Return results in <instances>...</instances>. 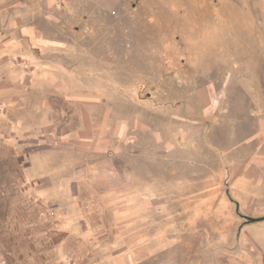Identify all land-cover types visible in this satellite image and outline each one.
<instances>
[{"label":"rangeland","instance_id":"rangeland-1","mask_svg":"<svg viewBox=\"0 0 264 264\" xmlns=\"http://www.w3.org/2000/svg\"><path fill=\"white\" fill-rule=\"evenodd\" d=\"M109 1L89 5L90 20L65 24L74 47L67 76L75 77L74 90L84 87L89 95H105L117 109L116 118L137 119L139 130L123 159L139 187L153 177L154 189H160L163 174L173 193L179 183L185 187L184 195L170 196L169 213L155 210L152 215L155 239L169 236L168 263L155 255L138 264H226L216 259L217 252L236 251L243 224L264 222V214L247 218L229 199L228 182L216 180L226 171V147L235 141L226 115L228 95H264V68L251 67L258 63L251 61L257 54L242 48L254 41L247 27H240V12L247 5L231 0ZM258 39L261 45L264 39ZM82 78L84 85L76 82ZM49 101L55 105L56 124L62 117L57 113L73 108L59 96ZM49 101H36L43 124L50 118ZM13 102L8 107L0 100V264H116L99 259L98 238L90 243L66 235L65 216L36 193L30 180L32 149L13 142L15 131H4L7 121L17 122V111L28 108L27 100L19 106ZM121 247L114 245L112 254Z\"/></svg>","mask_w":264,"mask_h":264},{"label":"crops","instance_id":"crops-1","mask_svg":"<svg viewBox=\"0 0 264 264\" xmlns=\"http://www.w3.org/2000/svg\"><path fill=\"white\" fill-rule=\"evenodd\" d=\"M231 1L247 5L240 12V27L246 26L249 31L245 33L251 37L250 42L254 41L253 46L242 48L257 54L251 61L258 63L251 67L264 68V40L260 39L258 45V37L264 39V0ZM107 2L0 0V100L7 101L8 107H14L16 100L18 106L23 99L28 104L27 110L17 111L16 123L9 120L3 127L4 131L16 132L13 142L32 149L30 180L40 198L65 216L66 235L90 243L98 238L102 254L99 259L105 261L138 264L143 258L149 262L161 255L168 263L170 239L166 235L155 239L152 215L155 210L169 213L170 196L184 195V183L178 184L175 194L163 174L158 178L160 189H154L153 177L144 188L139 187L123 159L132 134L139 130L137 119L116 118L117 109L105 95H89L84 87L74 90L76 79L72 74L67 76L66 67H71L68 58L73 59L74 47L67 38L72 31L65 24L74 19L90 20L89 5L103 6ZM235 27L240 28L237 23ZM76 82L87 83L83 78ZM57 96L73 108L57 113L62 117L56 124L52 118L55 105L49 100ZM228 96L226 115L231 117L235 141L226 147V171L218 173L216 180L228 182L229 199L247 218L254 213L262 216L264 95ZM41 99L49 101L50 118L44 124L36 102ZM182 204L179 198L177 206ZM107 215L114 217L112 221ZM98 228L106 231L95 233ZM118 244L122 247L113 255V246ZM216 259L226 260V264L239 260L243 264H264V222L243 224L236 251L233 247L223 248Z\"/></svg>","mask_w":264,"mask_h":264}]
</instances>
